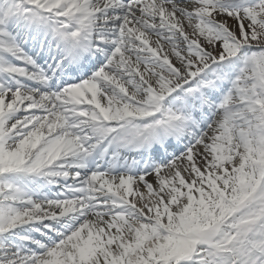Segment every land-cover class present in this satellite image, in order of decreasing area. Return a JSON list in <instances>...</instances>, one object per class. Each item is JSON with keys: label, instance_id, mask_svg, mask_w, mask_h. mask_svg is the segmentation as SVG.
<instances>
[{"label": "snow or ice", "instance_id": "1", "mask_svg": "<svg viewBox=\"0 0 264 264\" xmlns=\"http://www.w3.org/2000/svg\"><path fill=\"white\" fill-rule=\"evenodd\" d=\"M0 264H264V0H0Z\"/></svg>", "mask_w": 264, "mask_h": 264}]
</instances>
